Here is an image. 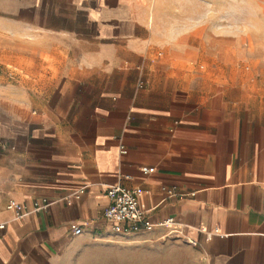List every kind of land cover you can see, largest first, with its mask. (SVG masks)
I'll return each mask as SVG.
<instances>
[{"label":"crops","instance_id":"obj_1","mask_svg":"<svg viewBox=\"0 0 264 264\" xmlns=\"http://www.w3.org/2000/svg\"><path fill=\"white\" fill-rule=\"evenodd\" d=\"M239 2L0 0V264H264V82L209 17ZM114 184L151 230L111 232Z\"/></svg>","mask_w":264,"mask_h":264},{"label":"rangeland","instance_id":"obj_2","mask_svg":"<svg viewBox=\"0 0 264 264\" xmlns=\"http://www.w3.org/2000/svg\"><path fill=\"white\" fill-rule=\"evenodd\" d=\"M54 7L67 6L55 5V2H68L72 0H50ZM239 7L235 9L209 10V17L213 18L218 33L234 34L238 38L236 48L239 50V74L254 82H264V0H240ZM233 20V23L231 22ZM209 27H212L209 24ZM210 30V29H209ZM264 88V85H261ZM113 241H122L124 238H111Z\"/></svg>","mask_w":264,"mask_h":264},{"label":"built area","instance_id":"obj_3","mask_svg":"<svg viewBox=\"0 0 264 264\" xmlns=\"http://www.w3.org/2000/svg\"><path fill=\"white\" fill-rule=\"evenodd\" d=\"M121 152L125 150L121 148ZM143 172H152L153 167H142ZM108 203L104 208L103 216L109 224L110 230L117 236H127L140 232H146L153 228L154 224L147 218L146 212L139 207V189L127 187L122 184H114L106 189ZM79 197V190L71 192L66 200ZM50 201L46 198L35 199L31 204L19 203L10 200L6 208L13 214L14 220H20L26 214L37 212L47 208ZM171 218L164 219L160 224H169ZM5 228V222H0V230ZM84 224L77 223L72 228V234L83 233Z\"/></svg>","mask_w":264,"mask_h":264}]
</instances>
